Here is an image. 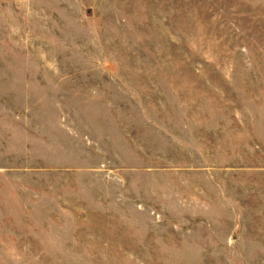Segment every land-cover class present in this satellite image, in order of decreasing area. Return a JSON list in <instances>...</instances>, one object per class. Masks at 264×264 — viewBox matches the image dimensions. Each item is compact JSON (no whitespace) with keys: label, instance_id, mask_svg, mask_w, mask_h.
Returning <instances> with one entry per match:
<instances>
[{"label":"rangeland","instance_id":"obj_1","mask_svg":"<svg viewBox=\"0 0 264 264\" xmlns=\"http://www.w3.org/2000/svg\"><path fill=\"white\" fill-rule=\"evenodd\" d=\"M0 264H264V0H0Z\"/></svg>","mask_w":264,"mask_h":264}]
</instances>
